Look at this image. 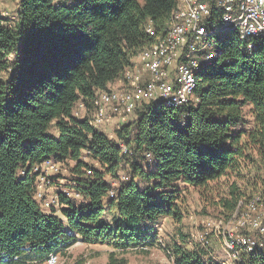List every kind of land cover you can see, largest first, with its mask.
Segmentation results:
<instances>
[{
	"label": "trees",
	"instance_id": "1",
	"mask_svg": "<svg viewBox=\"0 0 264 264\" xmlns=\"http://www.w3.org/2000/svg\"><path fill=\"white\" fill-rule=\"evenodd\" d=\"M17 1L14 18L0 13V264H46L78 241L109 246L106 264L154 247L173 264H219L189 246L182 193L194 188L205 214L229 218L257 192L258 177L228 182L223 195L216 185L247 170L261 177L264 41L248 55L238 34L219 39L222 56L188 103H141L110 139L91 123L97 96L164 35L177 0ZM47 160L69 167L75 183L65 187L84 203L61 192L60 214L42 210L34 166ZM163 218L176 227L165 246L156 231ZM240 263L264 264V256L242 254Z\"/></svg>",
	"mask_w": 264,
	"mask_h": 264
},
{
	"label": "built area",
	"instance_id": "2",
	"mask_svg": "<svg viewBox=\"0 0 264 264\" xmlns=\"http://www.w3.org/2000/svg\"><path fill=\"white\" fill-rule=\"evenodd\" d=\"M146 31L154 34L151 26ZM232 33L248 42L241 47L246 54L256 50L259 42L264 41V0H177L164 35L136 56L133 65L118 79V89L102 91L97 96L91 123L101 127L111 121V112L126 120L125 115L134 112L141 103L167 107L188 103L204 68L222 56L215 43ZM85 109L81 103L75 114L80 116L79 110L84 112ZM61 170L62 163L53 160L34 166L37 173L35 197L42 207L60 208V193L54 190L49 196L48 192L52 188V176L59 175ZM260 186L264 188V164ZM62 192L84 203L79 194L68 189ZM115 195L116 191L111 190L109 196ZM163 227L162 223L157 225L159 239ZM212 237L219 241L224 253L221 259L215 257L219 264H241L242 254L263 257L264 192L255 193L250 199H240L229 218L203 219L201 229L192 234V240L202 247H207ZM60 257V253H52L47 263L60 264Z\"/></svg>",
	"mask_w": 264,
	"mask_h": 264
},
{
	"label": "rangeland",
	"instance_id": "3",
	"mask_svg": "<svg viewBox=\"0 0 264 264\" xmlns=\"http://www.w3.org/2000/svg\"><path fill=\"white\" fill-rule=\"evenodd\" d=\"M140 2L143 4V0H140ZM17 7H18L17 0H0V10L5 13L4 16L6 17L8 15L9 16L15 15V11L17 10ZM218 37L221 38L222 34L218 35ZM12 58L13 56H9V59H12ZM2 74L6 75L7 73L3 72L0 69V76H2ZM117 81L110 85V89H118L119 84ZM77 109H79V107ZM79 113L80 115L83 114L82 111L80 110H79ZM86 113L88 114L89 112H86ZM110 114L112 115L111 121L99 127V129L103 130L109 136L110 139H113L115 137L114 130L118 128L117 126H119L120 128L121 126L128 123L126 120L133 121L134 118L136 117L135 111L128 112L127 115H125L126 120L123 119L122 115H117L114 112H111ZM93 115L91 116L92 118H93ZM49 133L54 136H58V133L56 129L54 128H51L49 130ZM64 168L65 167H63V170H61L59 174V176H61L62 174L61 176V178L63 179L62 184L64 185L59 184L62 187L75 183L73 180L74 176L71 174L69 167L66 165V169ZM248 171L249 170L242 171L241 178L234 175L232 178L230 177V181H228V179H222L220 184L216 185L218 187L217 189H219V192L221 193L220 195H223V193L225 192L226 190L225 188H227L228 182L231 183L234 180H237V183L244 186L247 180H254L256 177H258L259 185H257V192L255 193L264 192V188L262 189L260 186L259 173L257 175V174H254V172L251 173ZM54 178H60V177H58L57 175ZM68 181L71 183H69ZM55 185L57 184L52 183V186L56 187ZM59 185L57 186L59 187ZM68 188L63 187V189H68ZM247 194H250V192H248ZM182 195H183L182 198L185 199V203H184L185 213L187 212L186 218H185L186 226H183V227H184V232L189 234V242H188L189 246L198 245L201 249H204L206 252H208L209 255L213 257L214 261L217 259H221L222 257H224V253L222 251L219 241L216 238L214 237L210 238V244L207 247H202L200 244H197L192 240V234L197 229H201V221L203 219H206L209 217L217 218V217H222V216H218L219 214L218 211L216 210L213 211V209H209V208L207 209L209 210V214H205L203 210L207 205L204 204V201L202 200L203 199L202 196L194 188L189 187V189L185 190L182 193ZM216 200H218V198H216ZM169 220L170 222H168L167 225H164L163 230L161 231L159 235L161 239L158 238L159 242H162L164 246L168 244V242H170V235L174 233V229L176 228L175 226H173L172 220L170 218ZM99 249L100 248L89 250V249H85L83 245L74 248L72 251L69 249L70 251L68 250L64 254L60 253V256H61L60 264H106L108 260V252L111 249L107 252L97 251ZM46 264L48 263L46 262ZM128 264H173V259L170 258L166 254L163 247H154L146 255H138L136 257H131Z\"/></svg>",
	"mask_w": 264,
	"mask_h": 264
},
{
	"label": "crops",
	"instance_id": "4",
	"mask_svg": "<svg viewBox=\"0 0 264 264\" xmlns=\"http://www.w3.org/2000/svg\"><path fill=\"white\" fill-rule=\"evenodd\" d=\"M0 13H1V15L2 16H4L5 15V13L3 12V11H1L0 10ZM6 17V16H5ZM15 17V15H11V16H7V18H14ZM12 24V23H11ZM110 110H111V108H110ZM136 119V117L134 118V120ZM128 122H130V121H128ZM118 128H119V126H117ZM61 176H62V174H61ZM61 176H59L58 175V177H60V178H54V177H56V176H52V178H51V181H52V183L53 184H57V185H64V184H62V178H61ZM128 179H129V177H128ZM69 182V181H68ZM69 183H71V182H69ZM57 185H55L56 187H54V186H52V188L49 190V192H48V195L50 196L51 194H53V192H54V190H57L59 193H61L62 191H64L65 189H63V187H65V186H60L59 185V187L57 186ZM66 185V184H65ZM54 187V188H53ZM41 208H42V210L45 212V213H51L52 212V210H53V208H55V207H42V205H41ZM57 209V211H56V213L55 214H60V212H59V208H56ZM168 222H170V220H169V218H163V219H161L160 220V223H158V224H163V226L164 225H167V223ZM157 224V225H158ZM157 225H156V231H158V229H157ZM83 245V247L85 248V249H91V250H94V249H96V248H100L99 250H97V251H102V252H107V251H109L111 248L109 247V246H107V245H104V244H86V243H83L82 241H78L76 244H74L71 248H70V250L72 251L74 248H76V247H78V246H82ZM69 250V251H70ZM68 251V250H67ZM66 251V252H67Z\"/></svg>",
	"mask_w": 264,
	"mask_h": 264
}]
</instances>
